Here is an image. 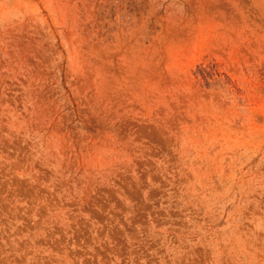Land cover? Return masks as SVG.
I'll return each instance as SVG.
<instances>
[{"label": "rangeland", "instance_id": "1", "mask_svg": "<svg viewBox=\"0 0 264 264\" xmlns=\"http://www.w3.org/2000/svg\"><path fill=\"white\" fill-rule=\"evenodd\" d=\"M0 264H264V0H0Z\"/></svg>", "mask_w": 264, "mask_h": 264}]
</instances>
